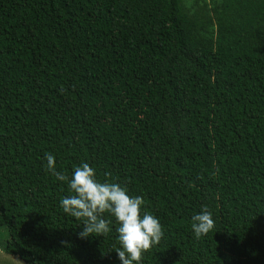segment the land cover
<instances>
[{"label":"trees","instance_id":"obj_1","mask_svg":"<svg viewBox=\"0 0 264 264\" xmlns=\"http://www.w3.org/2000/svg\"><path fill=\"white\" fill-rule=\"evenodd\" d=\"M45 153L143 197L164 235L141 264H264V0H0V248L121 264Z\"/></svg>","mask_w":264,"mask_h":264},{"label":"clouds","instance_id":"obj_2","mask_svg":"<svg viewBox=\"0 0 264 264\" xmlns=\"http://www.w3.org/2000/svg\"><path fill=\"white\" fill-rule=\"evenodd\" d=\"M45 159L47 171L58 180L67 181L69 190L74 193L62 198L60 206L65 213L82 220L83 230L78 235L81 238L107 235L111 230L110 221L104 218V214L110 213L119 223L116 231L121 247L115 251L121 264H141L142 254L158 244L164 235L163 226L155 215L141 214L143 197L129 196L126 186L119 183L97 180L95 169L86 162L75 167L69 178L56 171L55 158L51 153H45ZM191 219V228L197 239L215 227L212 212L206 206Z\"/></svg>","mask_w":264,"mask_h":264},{"label":"rangeland","instance_id":"obj_3","mask_svg":"<svg viewBox=\"0 0 264 264\" xmlns=\"http://www.w3.org/2000/svg\"><path fill=\"white\" fill-rule=\"evenodd\" d=\"M12 255L5 253L1 248H0V264H9L7 261L11 263L10 264H25L19 257H11Z\"/></svg>","mask_w":264,"mask_h":264}]
</instances>
